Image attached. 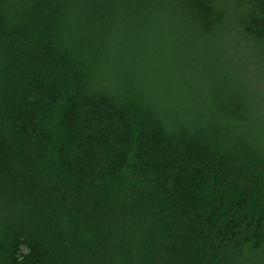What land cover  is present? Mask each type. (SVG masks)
I'll list each match as a JSON object with an SVG mask.
<instances>
[{"label":"trees","instance_id":"obj_1","mask_svg":"<svg viewBox=\"0 0 264 264\" xmlns=\"http://www.w3.org/2000/svg\"><path fill=\"white\" fill-rule=\"evenodd\" d=\"M226 38L264 57V0H0V264H264V107L237 73L167 124L131 66L93 83L110 42Z\"/></svg>","mask_w":264,"mask_h":264},{"label":"rangeland","instance_id":"obj_2","mask_svg":"<svg viewBox=\"0 0 264 264\" xmlns=\"http://www.w3.org/2000/svg\"><path fill=\"white\" fill-rule=\"evenodd\" d=\"M223 41L225 43L223 42L222 52H219L220 49L216 44L212 46L218 54L210 48V52L206 53L207 49L203 48L205 46L197 47L196 43L199 41H195L196 43L193 45V42L187 40H184L182 48L172 47L176 52L171 54L164 49L162 51L158 49L160 52H157L158 50L154 51L150 47L149 52L141 53L138 58L130 55L124 59V56L118 51L123 59L121 65H119V54L117 55L118 52L114 48V44L110 42L106 46L107 56H103V59L94 66L93 83L94 85H104L106 88L112 87L111 83H114L112 78L118 77L117 72H120V67L131 66L125 70L126 74L128 76L138 74L137 77L142 80L137 90L136 99L139 102L150 103L153 107L162 108L165 115L161 116V119L165 120L167 124L178 119L170 114L171 112L179 113V115L183 113V109L186 108L187 96L192 90L199 89L198 98L205 101L202 94L203 89L207 88L208 75L211 76V73L214 74L213 72L220 68L224 71L223 68L226 66L227 69H225L230 74L237 73L242 84H240L242 86L240 89L248 92V96L252 98L255 105L260 104L264 107V57L259 52L254 54L250 46L237 45L236 40L229 41L226 38ZM192 47L197 48L192 50ZM185 49L188 50V53ZM218 55L219 60L213 62L215 60L213 57L218 58ZM215 64L218 68L213 69ZM110 89L113 90V88Z\"/></svg>","mask_w":264,"mask_h":264}]
</instances>
